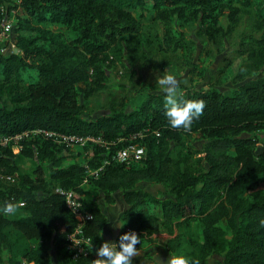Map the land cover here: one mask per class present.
I'll list each match as a JSON object with an SVG mask.
<instances>
[{
	"label": "trees",
	"instance_id": "trees-1",
	"mask_svg": "<svg viewBox=\"0 0 264 264\" xmlns=\"http://www.w3.org/2000/svg\"><path fill=\"white\" fill-rule=\"evenodd\" d=\"M251 7L262 20V33L247 59L259 70L264 67V0H0V22L13 15L16 23L15 51L0 52V135L43 128L100 135L109 143L108 149L66 148L30 134L18 154L0 146V162L12 169L4 175L14 178L0 192V208L13 203L22 211L16 216L0 212V264H51L52 250L61 264H92L105 241L108 218L98 204L81 197L89 181L107 202L119 193L127 205L117 242L121 234L135 231L137 247L143 248L167 234L165 245L176 251L199 220L198 236L188 238L199 264H210L215 254L222 255L221 264H264V148L258 149L264 145V76L239 79L225 92L183 88L184 99L206 103L189 131L169 125L164 92L148 93L137 108L111 107L89 117L80 100L108 86L110 46L137 33L147 15L195 19L215 32L222 18L235 26L241 8ZM48 24L72 29L70 44L60 42ZM196 133L205 138L200 151L205 155L198 168H191L174 149ZM131 142L145 147L141 160H116L118 150ZM82 151L86 159L80 162ZM25 158L34 160L30 172L20 169ZM100 168L98 176L89 172ZM142 182L165 183L169 195H154ZM59 188L71 190L92 215L83 227L92 240L90 254L78 260L67 249L77 219Z\"/></svg>",
	"mask_w": 264,
	"mask_h": 264
},
{
	"label": "rangeland",
	"instance_id": "rangeland-1",
	"mask_svg": "<svg viewBox=\"0 0 264 264\" xmlns=\"http://www.w3.org/2000/svg\"><path fill=\"white\" fill-rule=\"evenodd\" d=\"M9 16V30L3 31L0 26V52L4 54L15 51L16 23L14 16ZM220 22V29L210 32L206 23L195 19L179 18L172 21L161 19L158 15L144 17L137 33L127 34L120 43L110 46V59L105 63L108 86L89 98L80 95L81 103L86 107L85 116L107 113L111 107H124L129 110L137 108L148 93L163 92L158 79L166 70L175 74L181 81L180 90L216 87L225 92L238 86L242 81L239 79L244 81L251 77L264 76V67L254 70L253 61L247 59L250 51L258 47L255 38L262 33V20L257 9L241 8L235 26H231L228 19L222 18ZM47 26L60 42L70 44L69 41L74 36L72 29L60 24ZM79 57L81 61L84 60L83 55ZM239 69L241 73L234 77ZM204 142L205 138L201 134H192L182 148L174 149V156L181 160L183 165L198 168L205 155L200 152ZM261 148H264L263 144H259L258 149ZM85 156L86 153L80 162L86 159ZM19 166L22 172H30L34 167V160L25 158ZM11 170L8 163L0 162V192L13 184L14 178L4 175ZM140 186L161 198L169 195L170 187L165 183L142 182ZM114 196V202H107L90 181L85 183V190L81 195L86 204H98L110 217V223L103 236L106 240L117 242L118 236H114L118 228H114L113 224H122L121 218L126 203L119 193ZM19 213L22 211L17 208L9 216ZM220 227L224 230L223 236L228 238L226 224L221 222ZM199 231L200 221L197 220L192 223L190 230L184 235L186 239L176 251L168 249L165 245L169 235L157 236L155 241L138 248L140 255L133 259V264H166L170 255L178 254H187L193 258L196 251L188 238L195 239ZM51 255V264H59V256L54 250ZM7 256L9 254L5 253V258ZM222 259L221 254H215L210 259V264H221Z\"/></svg>",
	"mask_w": 264,
	"mask_h": 264
},
{
	"label": "clouds",
	"instance_id": "clouds-1",
	"mask_svg": "<svg viewBox=\"0 0 264 264\" xmlns=\"http://www.w3.org/2000/svg\"><path fill=\"white\" fill-rule=\"evenodd\" d=\"M161 90L165 93V116L169 125L174 129L189 131L193 122L203 115L206 103L202 99H184L181 92V81L170 71L158 79ZM17 210L13 203H7L0 212L5 215ZM264 224V221H261ZM114 228H122V224H113ZM140 236L135 231H129L119 236L118 242L105 240L96 249V258L92 264H133V259L140 255L137 245ZM166 264H199L198 259H193L187 254L170 255Z\"/></svg>",
	"mask_w": 264,
	"mask_h": 264
},
{
	"label": "built area",
	"instance_id": "built-area-1",
	"mask_svg": "<svg viewBox=\"0 0 264 264\" xmlns=\"http://www.w3.org/2000/svg\"><path fill=\"white\" fill-rule=\"evenodd\" d=\"M18 2H20V0H18ZM0 26L3 31L5 29L8 31L10 28L9 22L6 18L2 19ZM30 134L41 135L44 138L52 139L57 144L63 145L66 148L78 146L87 147L89 149H92L94 146L109 148V143L100 135L59 133L43 128L0 135V146L11 147L13 152L18 154L23 149V140ZM144 153L145 147L142 144L139 142H131L127 146L119 149L114 158L118 161H140ZM100 170L101 168L97 170H89V172L92 175L98 176ZM9 178H11V176H9ZM58 191L65 196L67 206L72 210L77 219L76 230L68 236L67 249L73 260H78L81 257L90 254L92 240L84 234L83 227L85 222L92 218V215L82 210V202L75 199L71 190L59 188ZM20 205H24V202H21Z\"/></svg>",
	"mask_w": 264,
	"mask_h": 264
},
{
	"label": "crops",
	"instance_id": "crops-1",
	"mask_svg": "<svg viewBox=\"0 0 264 264\" xmlns=\"http://www.w3.org/2000/svg\"><path fill=\"white\" fill-rule=\"evenodd\" d=\"M126 207H127V205L125 206V208L123 209V211L126 209ZM113 214H111V216H112ZM106 216H107V218H108V221H107V224L105 225V227H104V229H103V235H104V233H105V230H106V227H107V225H108V223H110V217L106 214ZM120 224H121V222H120ZM120 231V228H118V230H116V235L114 236V237H117L118 235H119V232ZM158 236H162V234H160V235H158ZM104 237V236H103ZM105 239V238H104ZM106 240V239H105ZM59 264H61V262L59 261Z\"/></svg>",
	"mask_w": 264,
	"mask_h": 264
}]
</instances>
